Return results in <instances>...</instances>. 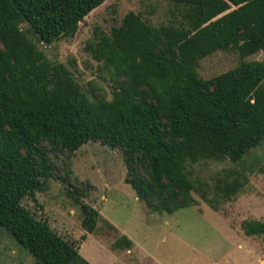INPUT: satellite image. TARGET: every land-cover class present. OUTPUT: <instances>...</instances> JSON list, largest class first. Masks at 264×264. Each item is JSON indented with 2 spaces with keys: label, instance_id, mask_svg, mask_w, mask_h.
Wrapping results in <instances>:
<instances>
[{
  "label": "trees",
  "instance_id": "1",
  "mask_svg": "<svg viewBox=\"0 0 264 264\" xmlns=\"http://www.w3.org/2000/svg\"><path fill=\"white\" fill-rule=\"evenodd\" d=\"M107 1L0 0V226L40 264L90 263L25 199L58 179L73 189L90 233L102 217L82 202L85 189L57 175L59 153L91 142L119 150L139 201L172 215L197 196L215 210L237 198L249 182L240 168L264 141V61L247 60L264 53V0H166L177 22L154 26L130 12L110 34L96 30L85 49L107 70L111 99L82 86L73 61H52L39 47L74 38ZM219 51L237 52L240 64L202 79L200 61ZM208 161L234 168L211 186L193 177ZM242 228L264 237V222ZM132 246L126 236L115 245Z\"/></svg>",
  "mask_w": 264,
  "mask_h": 264
},
{
  "label": "rangeland",
  "instance_id": "2",
  "mask_svg": "<svg viewBox=\"0 0 264 264\" xmlns=\"http://www.w3.org/2000/svg\"><path fill=\"white\" fill-rule=\"evenodd\" d=\"M236 9L235 7L232 10ZM174 7L166 0H108L93 11L74 38L55 41L43 49L55 62L77 67V79L88 90H101L112 98V82L107 70L86 51L95 31L110 34L125 16L134 12L154 26L178 21ZM180 19V18H179ZM264 61L261 52L247 59ZM240 64L237 52H216L200 61V77L210 80ZM58 176L67 177L85 189L82 202L100 212L96 230L90 233L73 190L61 180H51L49 189L25 199L23 205L33 216L47 222L53 231L75 246L90 264H264V237L248 236L244 222H264V141L252 150L240 170L248 184L234 200L218 205V210L197 196L198 204L168 214H152L126 183L127 168L119 150L88 143L74 155L55 159ZM227 162H203L193 168L199 177L214 186ZM126 236L128 249L116 248ZM0 264H40L4 227L0 226Z\"/></svg>",
  "mask_w": 264,
  "mask_h": 264
}]
</instances>
